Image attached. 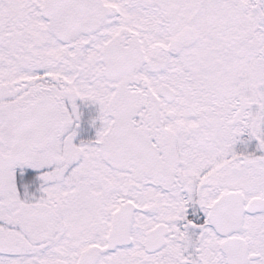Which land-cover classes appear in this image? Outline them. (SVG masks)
Segmentation results:
<instances>
[{
	"label": "snow or ice",
	"instance_id": "snow-or-ice-1",
	"mask_svg": "<svg viewBox=\"0 0 264 264\" xmlns=\"http://www.w3.org/2000/svg\"><path fill=\"white\" fill-rule=\"evenodd\" d=\"M0 264H264V0H0Z\"/></svg>",
	"mask_w": 264,
	"mask_h": 264
}]
</instances>
